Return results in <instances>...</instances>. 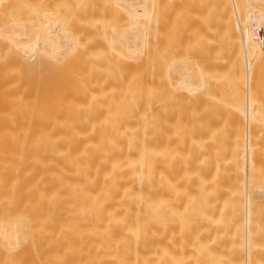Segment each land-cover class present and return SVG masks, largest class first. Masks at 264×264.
Instances as JSON below:
<instances>
[{"label": "bare ground", "instance_id": "obj_1", "mask_svg": "<svg viewBox=\"0 0 264 264\" xmlns=\"http://www.w3.org/2000/svg\"><path fill=\"white\" fill-rule=\"evenodd\" d=\"M0 264H264V0H0Z\"/></svg>", "mask_w": 264, "mask_h": 264}]
</instances>
